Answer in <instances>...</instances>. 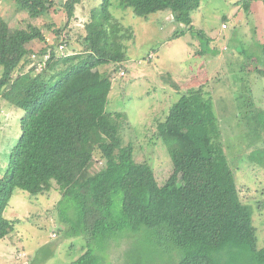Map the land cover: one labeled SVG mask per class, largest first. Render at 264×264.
<instances>
[{"label":"trees","instance_id":"1","mask_svg":"<svg viewBox=\"0 0 264 264\" xmlns=\"http://www.w3.org/2000/svg\"><path fill=\"white\" fill-rule=\"evenodd\" d=\"M13 1L31 20L53 7L51 0ZM78 2L63 3L68 22ZM241 3L248 10L250 2L235 4ZM114 4L140 18L167 12L172 22L191 30V14L200 0H100L78 39L81 51L68 55L58 53L57 47L58 41L69 44L63 33L67 26L28 24L25 29H11L0 13V99L23 111L20 136L0 175V241L18 223L4 217L14 191L44 196L55 182L61 198L77 208V227L70 236H82L87 245L72 264H99L94 249H106V240L115 234L144 229L160 235L178 252L172 264H225L224 257L232 251L247 255L253 264H264V247L256 246L252 209L238 197L218 119L199 91L183 93L156 124V137L172 163L162 185L148 163L135 162L134 147L123 144L118 123L123 114H111L105 107L112 73L126 62L134 33L113 16ZM50 31L56 41L32 53L30 44H44ZM197 36L205 39L195 54L202 56L210 40L201 32ZM107 65L113 68L99 70ZM253 110L246 113L255 125L249 130V147L258 146L255 142L264 131V110ZM259 148L248 158L264 155V145Z\"/></svg>","mask_w":264,"mask_h":264},{"label":"rangeland","instance_id":"2","mask_svg":"<svg viewBox=\"0 0 264 264\" xmlns=\"http://www.w3.org/2000/svg\"><path fill=\"white\" fill-rule=\"evenodd\" d=\"M51 1L53 7L38 20H31L13 0H0V13L11 29H25L28 24L51 25L55 29L67 26L63 33L69 44L66 42L58 53L81 51L78 39L90 10L100 0H79L70 22L62 6L67 0ZM238 1L241 0H200L198 10L191 14V30L172 22L167 12L140 18L116 9L114 4L113 16L133 31L134 40L127 45L126 62L112 73L105 110L123 114L118 122L123 144L134 147L135 162L148 163L162 185L172 163L156 137V124L165 119L183 93L199 91L218 119L238 197L252 209L259 250L264 247V159L259 164L264 155L261 152L253 160L248 156L264 145V131L255 142L258 146L249 147V130L255 125L246 113L264 110V0H248V10L242 3L236 5ZM199 32L210 44L206 53L195 56L205 41L197 36ZM173 33H177V38H172ZM55 36L50 31L45 33L44 44L32 42V53L52 44ZM111 68L107 65L99 70L108 72ZM22 115V110L0 99V175L20 136ZM56 187L52 182L50 192L37 197L14 191L4 217L17 219L18 223L10 236L0 241V264H72L85 253L84 238L69 234L77 227V208L73 202L62 199ZM118 206L115 201V214ZM124 232L107 239L106 249H94L99 264H172L177 260L178 252L153 231L144 229L131 235ZM223 262L253 264L247 255L235 251L227 254Z\"/></svg>","mask_w":264,"mask_h":264},{"label":"built area","instance_id":"3","mask_svg":"<svg viewBox=\"0 0 264 264\" xmlns=\"http://www.w3.org/2000/svg\"><path fill=\"white\" fill-rule=\"evenodd\" d=\"M224 27V26H223ZM58 49L61 51L63 50V45H59ZM121 75H123V73H121Z\"/></svg>","mask_w":264,"mask_h":264},{"label":"crops","instance_id":"4","mask_svg":"<svg viewBox=\"0 0 264 264\" xmlns=\"http://www.w3.org/2000/svg\"><path fill=\"white\" fill-rule=\"evenodd\" d=\"M171 17V16H170Z\"/></svg>","mask_w":264,"mask_h":264}]
</instances>
